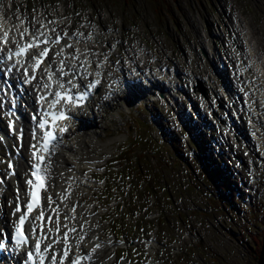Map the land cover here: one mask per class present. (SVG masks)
Here are the masks:
<instances>
[{
    "label": "rangeland",
    "instance_id": "1",
    "mask_svg": "<svg viewBox=\"0 0 264 264\" xmlns=\"http://www.w3.org/2000/svg\"><path fill=\"white\" fill-rule=\"evenodd\" d=\"M4 1L10 8L12 15L7 17L11 21L19 20L22 11L31 24L58 20V33L69 31L85 37L91 36L93 30L97 38L82 46L83 54L89 51L98 60L112 54L107 76H119V68L123 66L143 70L151 67L157 73L159 66L178 67L179 86L184 89L190 84L184 73L191 66L202 81L211 74L210 70L218 69L219 62L225 61L231 68L219 72L222 73L219 80L224 81L237 69V50L252 58L247 41L264 62V0H14L13 4L12 0ZM159 5L162 7L158 14ZM230 21L235 30L231 29ZM236 38L235 44L242 47L234 46ZM90 46L93 48L89 50ZM152 56L158 58L157 63ZM236 82L230 83L223 93L216 82L214 87L203 83L210 104L215 95L224 97L218 111H228L224 105L231 104ZM194 88L196 93L191 101L179 94L156 103L154 98L140 100L146 94L143 89L139 95L128 90L105 103L97 113L92 122L97 125L98 134L85 138L84 144L76 142L77 147H73L84 152V146L88 148L87 153L76 158L77 168L86 166L85 160H98V164L107 166L105 173L93 166L85 171L97 180H109L105 188L95 183L79 193L84 201L101 203L99 211L106 213L102 219L94 220L95 235L100 230L104 235L110 234L112 227L104 218L111 219L113 234L128 242L127 250L102 255L101 264H143L150 257H155V264H264V159L259 162L257 183L251 185L248 165L240 164L236 157L241 160L257 153L254 144L245 133L239 134L243 136L240 147L233 146L231 140L221 149L216 148L213 139L216 136L220 140L221 135L207 121L196 123L197 117L190 118L199 97L204 95L198 82ZM143 101L148 103L135 109ZM200 106L205 109L203 104ZM4 113L0 103V122L6 127ZM249 120L246 116L242 133L249 130ZM259 125L264 127L263 116ZM73 135L66 142H75ZM135 136L138 140L131 141L132 152L125 153L123 160L130 153L139 155L136 168L140 176L126 162L113 161L117 151L126 147V140ZM8 140L15 148V138ZM11 147L0 145L2 176L7 172ZM143 149L145 153L141 154ZM204 151L208 153L204 155ZM207 158L212 162L214 158L213 164L223 169L222 178L228 187L224 188L219 180L215 184L216 181L204 177L202 171L206 165H212ZM92 171L97 174H91ZM140 178L153 187L152 193L144 192ZM2 198L0 230L8 223L12 186ZM149 214L160 216L149 219ZM149 236L156 238L150 255L144 249Z\"/></svg>",
    "mask_w": 264,
    "mask_h": 264
},
{
    "label": "bare ground",
    "instance_id": "2",
    "mask_svg": "<svg viewBox=\"0 0 264 264\" xmlns=\"http://www.w3.org/2000/svg\"><path fill=\"white\" fill-rule=\"evenodd\" d=\"M2 2H3V0H0V4H2ZM8 10H9V8H7V6L5 4L4 6H2L0 15L5 17ZM39 18H41V16ZM8 22L10 23V21H7V23ZM36 25L37 26H35V28L38 30H35L34 32H32V35H36L39 32L43 33V34L49 33V32L51 33L52 29H55V31L57 30V26L55 24L49 25V23L47 21H45V22L43 21L42 24H39V22H38V24H36ZM39 26H40V28H39ZM230 27H231V29L235 30L233 22H231V21H230ZM81 42H77V40H76V41H74V43H69L68 40H65V42L61 43V45L55 46L56 51H58L57 53H60V55H56L57 64H55L54 66L51 64L47 65L48 70L55 71V69H56L57 75L54 78L55 81L64 83V80H63L64 78H61V76H60L61 73L59 71L61 61H63L64 66L71 64V65L77 66L78 68L83 67L86 74H88L90 72H95V68H94L93 62H92L94 57L89 52H87L86 58L85 59L81 58V54L83 53V50L81 49V45H82ZM73 44H74L75 48H73ZM69 45L71 47H69ZM238 46H239V44H238ZM248 46H249V52L251 54H254L256 52V50L254 49V47L251 45L250 42H248ZM240 47H241V45H240ZM75 49H76L77 53L75 52ZM238 53H239V51H238ZM239 65L242 66L241 68H246V69L249 68L251 71L248 74L251 77L246 76V78L247 79H253L254 83H258L260 85V87L263 88V86H264V67H263L262 62L258 58L252 57L251 60H249V62H245V60L243 58H241V56H240ZM253 66L257 67V70H255V72L258 73L257 76L252 72ZM64 71H65V69H64ZM162 71H165V70L162 69ZM162 74H163V72H162ZM83 76H85V75H83ZM165 77L167 79H170L169 74L168 75L165 74ZM170 84H171V88L175 87L174 82H172ZM29 91H32V87ZM29 91H27L26 93H28ZM257 96L260 97V100L262 101V103L264 105V92H258ZM27 99H28V102H30L29 97ZM94 103L95 102L92 103V106ZM29 105L31 106V103H29ZM253 105L256 108V113L263 115L264 109L257 103H254ZM92 106H87V107L89 109V108H92ZM32 108H34V106ZM94 108L96 109L95 106H94ZM26 113L24 114V119H26V116H27ZM249 116L251 117L252 120L255 121V119L253 118V116H251V114H249ZM81 125L83 128H77L76 131L74 132V135H73L74 136L73 140H76V141L75 142H63L59 147V151L57 152V154L54 158L53 164L51 165V168L54 172V176L50 180V189L47 193V197L49 199H51L49 201L50 208H56L57 212L59 213V217L61 219V222L59 225L56 226L55 222H53V225L50 228H48V231L53 232V233H56L57 228H61V225H64L62 228L63 230L68 229L71 226L72 227H77V226L82 227L83 226V227H87L90 229H94L93 221L89 220L88 218L81 221V213L80 212L77 213L78 216L74 220V222L68 221L67 217H66V210H65L64 206L60 205L58 203L56 197H55L57 192L62 191V189H63V188H60L58 186V184L60 186L77 185V183L79 182L78 177L80 176V172L76 167H74V164L77 160L76 158H78L82 153H87L88 148L86 147V145L84 146L85 152L82 151L81 149H75L77 147L76 142L79 141V142H81V144H84L85 138H88L89 136H95L98 134L96 131V127H95L94 123L89 122L87 120H84V122H82ZM6 133L7 134H15V133L19 134L20 128L15 130L14 132H11L8 129L6 131ZM27 135H28V132L23 131L24 139H25V137H27ZM73 147H75V148H73ZM18 157L19 156H16V159L19 160L18 165H20L21 160ZM90 164H91V160L86 161L87 166H89ZM21 169H22V165H21ZM11 179H13V177L9 176L5 185L1 186V187L7 188V186H9V184L11 182L10 181ZM25 188H26L25 185L22 184L21 192L19 193V198L23 194V192H24L23 189H25ZM59 198H62V197L59 196ZM74 198H75V195L72 196V199H74ZM61 216H62V218H61ZM11 219H12V216H9V218L7 220L10 221ZM91 238H92V236L89 238L90 240L88 239L86 242H83V243L79 242V244H82V249L84 247L89 248ZM13 260H14V262H16V260L14 258H13ZM96 264H98V263H96Z\"/></svg>",
    "mask_w": 264,
    "mask_h": 264
},
{
    "label": "snow or ice",
    "instance_id": "3",
    "mask_svg": "<svg viewBox=\"0 0 264 264\" xmlns=\"http://www.w3.org/2000/svg\"><path fill=\"white\" fill-rule=\"evenodd\" d=\"M2 29H3V24L0 23V30H2ZM25 31H27V30H25ZM23 35H24V33H21V36H23ZM39 35L42 36L43 33H39ZM8 38H9V31H4L2 39H3V42L5 44L8 43ZM36 41H37V37H33L32 41L29 42L28 44H26L23 48H21L20 51H18L16 53V55L19 56L22 53L31 50L32 48H39L41 43H43L45 45H47L49 43V41L46 40V39L42 40V41H39V43H37ZM55 42L56 41H53V43H55ZM69 47H71V46L69 45ZM48 51H49V49L47 47H45L43 52L39 53V55L35 57V59L37 61V67L39 66V63L42 62V58L47 56ZM56 55H60V53H56ZM8 58L11 59V56H9ZM59 71L63 75H69L70 74V72H65L64 71L63 61H61V63H60ZM72 71H74V70H72ZM49 78L51 79V76ZM67 83L69 85L72 84L71 81H68ZM98 83H99L98 80L95 83H88V84L84 85V88L85 89L95 88L96 84H98ZM45 86L47 87V85H45ZM61 87H63V85H61ZM75 87L76 88H80L81 85L80 84H76ZM55 95H56V100L54 101V103H59L61 99L65 98L60 93H56ZM87 95H88L87 91H81V92L78 93L79 99H86ZM41 99H44V98L41 97ZM67 99L71 103L74 99H76V97L69 95V96H67ZM76 102L79 103V100H76ZM51 106L52 105H50V107ZM55 119H67V117L64 116L63 113H60L58 116H54V120ZM45 123H47V121ZM45 123H41L39 125V127L40 128H44L45 127ZM54 127H56L55 124H54ZM66 130L67 129L63 128V127L60 128L61 132L66 131ZM55 139H56V136H55V134L53 132H47L45 134L44 142L39 146V150L41 152L40 155L36 154L35 149H36L37 146L36 145L31 146L34 149L33 155L36 157V163L33 165L35 170L31 172L32 177H35V181L32 180V179H29L27 181V183L29 185H32L34 189H37V191L32 192V201L29 202L26 205V208H27V212H32L34 209H41V211L39 213V216L32 217L33 221L39 220L44 215L42 206H41L39 198H38L39 190H43V191L46 192V185L41 182L42 179L46 178V175H45L46 174V170L42 167V163L41 162L45 161L48 158V156H50L53 153L54 150L50 146V142L52 140H55ZM45 154H47V155H45ZM9 167H11V164H9ZM12 174L13 175L15 174L14 170H13ZM45 199L47 200L49 198L47 196H45ZM16 212H21V209L19 207H17L15 209V212L13 213V215H15ZM27 212H21V215L19 216L18 223L14 224L15 240H16V243L18 245H24L28 241V236H25L23 234V232L21 231L23 224L26 221H28V219H29V217L27 215ZM69 231H73L74 232L75 229H69ZM66 238H67V233H65V236L62 237L60 240L56 241V243L63 244ZM4 247H5V244L4 243H0V248H4ZM52 247H53L52 242H49V243L44 245V249L45 250L52 249ZM65 247L67 248L66 245H65ZM99 247H100V245L97 244L92 249V251L95 252L96 248H99ZM35 251H36V254L39 256L40 264H44L45 256H44V253L41 251V244H40L39 241L35 242ZM61 255L63 256V259L61 260L60 264H64V261H68V264H80V262L83 259H85L84 256H79V255L75 256V259H71L72 250L70 248H67V250L63 251L61 253ZM50 259H51V264H57V257L55 255H52L50 257ZM28 261H32V264H36V257L33 255L32 251H28L27 252V259L25 260V264H28Z\"/></svg>",
    "mask_w": 264,
    "mask_h": 264
},
{
    "label": "trees",
    "instance_id": "4",
    "mask_svg": "<svg viewBox=\"0 0 264 264\" xmlns=\"http://www.w3.org/2000/svg\"><path fill=\"white\" fill-rule=\"evenodd\" d=\"M135 163V162H134ZM136 164V163H135Z\"/></svg>",
    "mask_w": 264,
    "mask_h": 264
}]
</instances>
